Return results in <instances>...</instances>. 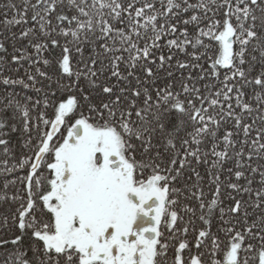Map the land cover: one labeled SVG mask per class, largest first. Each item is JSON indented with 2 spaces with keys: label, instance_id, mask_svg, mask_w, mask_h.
I'll list each match as a JSON object with an SVG mask.
<instances>
[{
  "label": "snow or ice",
  "instance_id": "1",
  "mask_svg": "<svg viewBox=\"0 0 264 264\" xmlns=\"http://www.w3.org/2000/svg\"><path fill=\"white\" fill-rule=\"evenodd\" d=\"M0 205V264H264V0L0 3Z\"/></svg>",
  "mask_w": 264,
  "mask_h": 264
},
{
  "label": "trees",
  "instance_id": "2",
  "mask_svg": "<svg viewBox=\"0 0 264 264\" xmlns=\"http://www.w3.org/2000/svg\"><path fill=\"white\" fill-rule=\"evenodd\" d=\"M3 2H5V0H0V3H3ZM29 94L31 95L32 93H29ZM3 207H4L3 205H0V210H3ZM189 239H191V237H189Z\"/></svg>",
  "mask_w": 264,
  "mask_h": 264
}]
</instances>
